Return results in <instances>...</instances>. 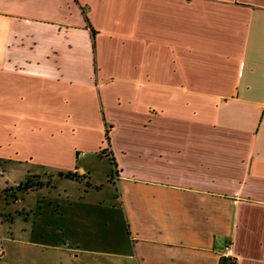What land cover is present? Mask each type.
I'll return each instance as SVG.
<instances>
[{"label": "crops", "instance_id": "crops-1", "mask_svg": "<svg viewBox=\"0 0 264 264\" xmlns=\"http://www.w3.org/2000/svg\"><path fill=\"white\" fill-rule=\"evenodd\" d=\"M0 161L80 187L57 221L95 261L264 264V0H0Z\"/></svg>", "mask_w": 264, "mask_h": 264}, {"label": "rangeland", "instance_id": "rangeland-1", "mask_svg": "<svg viewBox=\"0 0 264 264\" xmlns=\"http://www.w3.org/2000/svg\"><path fill=\"white\" fill-rule=\"evenodd\" d=\"M94 136L96 137L95 140H97L95 133ZM82 152L84 153L83 158L88 160L92 167L98 169L97 173H94L91 178L94 187H89L87 183V187L91 190L92 196L90 197H93V202L95 197H103L108 201L112 196H116V192L118 194L116 183L106 176L109 168H111L109 157L105 159H101L102 157L98 158L96 151L86 150L85 148L82 149ZM11 168V163L0 161V264H110L108 257L102 253L97 255L98 261H95L91 259L92 254L82 252L79 248L89 246L87 243L91 244L92 241H83L77 238L74 230L70 232L68 229L66 233L60 228V222L57 221L59 213L65 212L64 220L62 221L66 222L68 220L70 222L71 219H68L70 207L76 210V208L80 209L83 205V199L77 196V190L80 187L76 183L66 182L67 184L64 186L67 189L71 188L69 192L70 198H68L71 202H62L59 194L63 192V184L57 187H48L44 180V183L40 185L41 182L34 180L30 176L24 179L25 174L21 175L17 171L20 167L15 170H11ZM55 174L60 176L57 171H51L47 175L54 176ZM22 179H24L22 182L32 180L37 185L33 184L32 188L21 191L17 188L18 185L12 186L14 182L18 183ZM7 184L11 185V187ZM29 190L33 191L28 193ZM62 196L64 199L67 198L64 195ZM19 198L22 199L18 201ZM37 198L39 200L36 202ZM59 203H63L60 209L58 208ZM114 205L117 207V204ZM22 208L26 211L22 210ZM34 208H36L35 212L33 211ZM119 212L120 207L114 210L117 223L121 222ZM113 214L110 213V217ZM96 230L99 229L96 228ZM102 232H110L111 234L112 230L111 228L105 230L104 226L101 225L99 233L102 234ZM119 232L126 233L125 226L118 227L117 225L114 237L100 236L101 241L96 243V245L101 249L106 248L112 243L111 240L113 238L117 241L121 239L122 243L123 237L118 236ZM65 236L68 239L67 246L63 245L62 250L54 248L53 245L65 242ZM87 259H90L89 262H86Z\"/></svg>", "mask_w": 264, "mask_h": 264}, {"label": "trees", "instance_id": "trees-1", "mask_svg": "<svg viewBox=\"0 0 264 264\" xmlns=\"http://www.w3.org/2000/svg\"><path fill=\"white\" fill-rule=\"evenodd\" d=\"M112 163L114 162L113 158H111ZM61 176L66 177V178H70V179H80L83 178V176H81L79 173L74 172V171H62L59 173ZM32 180L26 181V182H22L20 183L17 188L21 191L23 189H29L33 187L34 185H37V183H33ZM40 185H42V183H40Z\"/></svg>", "mask_w": 264, "mask_h": 264}, {"label": "built area", "instance_id": "built-area-1", "mask_svg": "<svg viewBox=\"0 0 264 264\" xmlns=\"http://www.w3.org/2000/svg\"><path fill=\"white\" fill-rule=\"evenodd\" d=\"M231 251V244H227L225 245L224 249H223V253L229 257H231V263L230 264H235V258H232V254L230 253Z\"/></svg>", "mask_w": 264, "mask_h": 264}]
</instances>
